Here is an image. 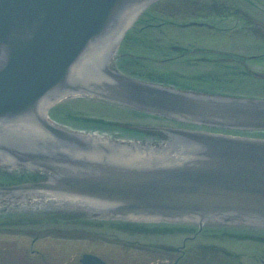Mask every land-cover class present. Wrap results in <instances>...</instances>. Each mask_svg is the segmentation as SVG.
I'll return each mask as SVG.
<instances>
[{"label": "water", "instance_id": "water-1", "mask_svg": "<svg viewBox=\"0 0 264 264\" xmlns=\"http://www.w3.org/2000/svg\"><path fill=\"white\" fill-rule=\"evenodd\" d=\"M151 1L0 0V163L53 173L44 187H0V197L30 198L35 203L24 205L33 212L45 209L38 201L47 193L74 196L50 197L57 210L67 203L125 217L264 218V139L158 128L177 142L146 158L139 144L47 119L49 104L83 93L190 124L264 128V99L181 91L108 67L125 28Z\"/></svg>", "mask_w": 264, "mask_h": 264}, {"label": "rangeland", "instance_id": "rangeland-1", "mask_svg": "<svg viewBox=\"0 0 264 264\" xmlns=\"http://www.w3.org/2000/svg\"><path fill=\"white\" fill-rule=\"evenodd\" d=\"M226 1H228V0H226ZM181 2H183V3H181L180 4V6H181V8H184L185 6H186V3L187 2H185V1H181ZM207 3H211L212 2V0H209V1H206ZM233 2V3H232ZM162 3H164V2H162ZM165 3H170V2H168V1H166ZM230 3L231 4H238V5H245V4H249V3H247L246 2V0H232V1H230ZM191 5L193 4V3H190ZM194 4H195V2H194ZM217 4H220V1L218 2L217 1ZM172 8H173V6H172V3H170L169 4ZM188 8V7H187ZM245 9H248L249 10V12H245V20H247V23H250L252 20H254V19H258L259 18V16H256L257 15V13L256 12H254L253 11V9L252 8H249V7H246ZM174 10V9H173ZM159 12H163L164 11V8H160L159 10H158ZM251 11V12H250ZM174 12L173 11H168V15L169 14H173ZM251 13V14H250ZM238 14H240V13H235L234 12V14H232V15H238ZM185 15H188V14H185ZM241 15V14H240ZM222 16H225V17H223V19H225V18H227L228 16H231L230 14H223ZM252 18H251V17ZM253 16L255 17V18H253ZM241 18V17H240ZM261 18H263L264 19V16L262 15L261 16ZM231 19V18H230ZM229 19V22L230 23H233V21L232 20H230ZM227 20V19H226ZM224 23V22H223ZM248 25V24H247ZM251 25V24H250ZM249 25V26H250ZM246 30H250V27L249 28H245ZM194 30H196V29H189V30H187V31H174V32H176L177 34H179V35H176L178 38H182V39H189V38H191L192 37V34H191V32H193ZM155 33H158V31H156ZM150 34V33H149ZM149 34L148 33H146L145 34V38H147L148 36H149ZM157 35V34H156ZM153 36V35H152ZM246 41H248V40H246ZM150 42H151V39H150ZM221 42V41H220ZM248 43V42H247ZM247 43H244V44H247ZM149 53V52H148ZM147 55H149V54H147ZM150 57H152L151 55H149ZM155 57H157V56H155ZM119 59V58H118ZM152 61H153V59H152ZM153 62H156L157 64H158V62L157 61H153ZM130 67H131V65L130 66H128V69H129V71H130ZM153 67H155V66H153ZM156 68V67H155ZM202 69H203V71L204 70H206V67H202ZM233 78H235V76H230L229 77V79H230V81L233 79ZM92 101H94V102H88V101H85V100H82V101H80V100H71L70 102H67L66 104H65V107H66V109H75V110H77V111H81V110H83L82 112H84V109H85V113L86 112H88L87 113V116L89 117L88 119H91V120H95L94 118H99V119H102L103 120V118L105 119L104 120V122L106 123V124H110V125H112V124H115V123H125L126 121H128V117H123L124 119H122V118H118V117H115L116 115H113L112 113H111V111L112 110H114V108L113 107H110V106H107L106 104H104V103H102L101 101H95V100H92ZM113 116H111V115ZM60 122V121H59ZM61 123L62 124H64V123H67V122H64V121H62L61 120ZM69 124H72V123H67V125H69ZM69 126H72V125H69ZM121 235V234H120ZM126 235V237H128V235L127 234H125ZM118 237H120L119 235H118ZM0 238H2V236H0ZM6 238H8V239H11V240H14V239H17L16 237H14V236H12V235H7L6 236ZM122 238H123V236H122ZM18 239H20V238H18ZM167 239V238H166ZM141 241V240H140ZM120 242H122V243H125V242H127L126 240H121ZM142 242H146V241H142ZM60 244H64V245H69V244H67V243H65V242H59ZM70 243H75V244H77L78 246V249L80 250V251H85V250H95V251H97V252H103L104 253V251H103V249H106V248H104V247H107V249L108 248H112V245H109V244H103V242L102 241H100L97 237H94L93 239H85V240H76V241H70ZM138 243H141V242H139L138 241ZM71 248H73V245H69ZM109 246V247H108ZM115 251H117V250H115ZM120 258L122 259V260H125L121 255H120ZM120 258H118V257H114L113 259H112V261L114 262V264H120L121 262H122V260L120 259ZM113 264V263H112Z\"/></svg>", "mask_w": 264, "mask_h": 264}, {"label": "flooded vegetation", "instance_id": "flooded-vegetation-1", "mask_svg": "<svg viewBox=\"0 0 264 264\" xmlns=\"http://www.w3.org/2000/svg\"><path fill=\"white\" fill-rule=\"evenodd\" d=\"M6 246L4 244H0V264H7V260H6ZM38 249L36 248H33V245H31V248H30V252H37ZM66 254V253H65ZM67 255V254H66ZM65 256L63 255L62 257H59V258H64ZM52 258V255L50 254H41L39 256H36L32 259H26V258H19L17 260V263L16 264H53L52 263V260L50 259ZM69 258L70 260H59L58 261V258L57 260L54 261V264H76V259H74L73 257H67ZM110 259L112 260L113 257L110 256ZM79 262V261H78ZM78 264V263H77Z\"/></svg>", "mask_w": 264, "mask_h": 264}, {"label": "bare ground", "instance_id": "bare-ground-1", "mask_svg": "<svg viewBox=\"0 0 264 264\" xmlns=\"http://www.w3.org/2000/svg\"><path fill=\"white\" fill-rule=\"evenodd\" d=\"M139 11H140V9H139ZM139 11H138V13H139ZM138 13H137V14H138ZM82 128H85V129H86L87 127L82 126ZM88 130H105V129H103V128H94V127H92V128H90V129H88ZM108 130H109V129H108ZM108 133H109V132L106 130V135H109ZM23 182H24V183H22V184H20V185H14L13 187H15V188H21V187H32V184L44 187V185H43L44 181L39 182V181L25 180V181H23ZM34 220H35L34 218H31V219H30L31 222H33Z\"/></svg>", "mask_w": 264, "mask_h": 264}]
</instances>
